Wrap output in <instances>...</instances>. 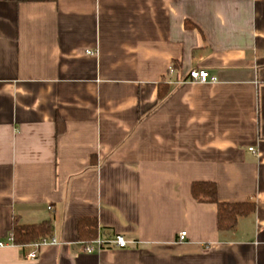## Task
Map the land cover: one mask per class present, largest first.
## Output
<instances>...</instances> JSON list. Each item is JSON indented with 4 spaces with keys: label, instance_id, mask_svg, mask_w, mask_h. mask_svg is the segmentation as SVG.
Here are the masks:
<instances>
[{
    "label": "crops",
    "instance_id": "crops-1",
    "mask_svg": "<svg viewBox=\"0 0 264 264\" xmlns=\"http://www.w3.org/2000/svg\"><path fill=\"white\" fill-rule=\"evenodd\" d=\"M198 182L256 211L220 232ZM16 219L56 244L27 260ZM82 219L129 247L84 253ZM1 242L0 264H264V0H0Z\"/></svg>",
    "mask_w": 264,
    "mask_h": 264
},
{
    "label": "trees",
    "instance_id": "trees-1",
    "mask_svg": "<svg viewBox=\"0 0 264 264\" xmlns=\"http://www.w3.org/2000/svg\"><path fill=\"white\" fill-rule=\"evenodd\" d=\"M166 86L159 87L158 97L167 95ZM192 196L200 203H211L218 207V229L221 232L230 231L237 225L238 219L248 217L256 211L254 202L245 203H220L218 188L214 182H198L192 185ZM54 226L52 221L37 224H21L15 220L12 225L13 244L26 247L50 239L53 236ZM98 223L95 219H82L78 222L80 242L90 243L98 238Z\"/></svg>",
    "mask_w": 264,
    "mask_h": 264
},
{
    "label": "built area",
    "instance_id": "built-area-1",
    "mask_svg": "<svg viewBox=\"0 0 264 264\" xmlns=\"http://www.w3.org/2000/svg\"><path fill=\"white\" fill-rule=\"evenodd\" d=\"M189 80L193 83H198V84H216L218 82V78L211 76L210 73L206 70H192L189 73ZM251 151L254 152L253 149H251ZM186 237H187V233L182 232L179 236L178 242L179 243L185 242ZM8 241L10 244H13L12 233L10 234ZM55 244H56V240L54 238H51V239L43 240L36 244L26 246L24 248H28L29 251L28 253H26L25 258L27 260H36L39 257L40 249L43 246L55 245ZM81 245L84 253L93 254L107 248L125 249L129 247L130 242H128L123 236L117 235L110 240L97 238L96 240L90 243L81 242ZM5 246H7L6 243L4 242L0 243V247H5Z\"/></svg>",
    "mask_w": 264,
    "mask_h": 264
}]
</instances>
